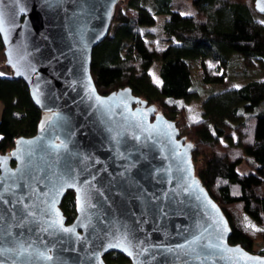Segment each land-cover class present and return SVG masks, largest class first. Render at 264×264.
I'll return each mask as SVG.
<instances>
[{
  "label": "water",
  "instance_id": "1",
  "mask_svg": "<svg viewBox=\"0 0 264 264\" xmlns=\"http://www.w3.org/2000/svg\"><path fill=\"white\" fill-rule=\"evenodd\" d=\"M119 1L0 0L6 20L5 30L0 32L5 67L13 80L27 86L31 102L43 116L33 137L18 138L10 153L0 155V192L10 200L23 198V204L16 206L15 217L10 204L0 203V261L104 264L106 255L118 253L128 259V264H257L248 257H264L229 245L231 228L227 218L194 175V146L181 137L176 122L167 120L153 104L135 97L130 88L107 95L97 92L90 71L92 54L108 36ZM21 7L24 12L19 11ZM262 9L264 0H254V10L264 17ZM53 53L64 55L59 62L49 63L47 58ZM29 63L35 71L27 70ZM134 135L140 137L138 142L132 138ZM111 136L120 143L110 141ZM145 142L150 158L154 157L153 166L163 170L158 176L163 183L144 179L143 168L147 165L137 164L124 171L123 166L139 156L134 153L128 157L126 149ZM61 143L67 148L51 147ZM69 169L76 176V184L61 188L52 206L48 181L56 179L53 173L58 176ZM85 179L93 186L91 200L86 206L82 199L78 208L76 200L81 193L77 190L88 187L82 183ZM133 179L158 197L167 192L184 201L179 206L183 215L169 214L155 223L151 213L141 218L145 207L153 204L132 199L140 191L131 183ZM68 192L74 194L76 212L69 223L60 208ZM24 205L36 215L21 227L19 211ZM49 208L51 211L44 214L43 210ZM130 209H135V215ZM137 219L148 222L136 223ZM214 221L227 225L222 239H218L220 233ZM61 222L74 231H62ZM194 236L198 239L191 247L202 254L199 259L176 247L179 244L187 249L186 241H193ZM117 242L120 247L108 246ZM209 242L219 248L207 247ZM19 244L27 251L18 254ZM40 253L53 259L45 260Z\"/></svg>",
  "mask_w": 264,
  "mask_h": 264
},
{
  "label": "trees",
  "instance_id": "2",
  "mask_svg": "<svg viewBox=\"0 0 264 264\" xmlns=\"http://www.w3.org/2000/svg\"><path fill=\"white\" fill-rule=\"evenodd\" d=\"M171 1L150 0V6L147 0H120L99 46L104 62L121 74L105 78L95 67L92 80L101 95L130 88L176 122L181 137L194 146V175L227 218L229 245L264 257V79L208 96L204 88L224 83L220 68L232 55L248 67L264 60V27H257L254 0H193L195 14L185 21ZM157 15L169 17L164 36L193 50L191 55L196 52L194 57L171 56V44L145 39L142 28L154 26ZM155 62H160V87L149 73ZM8 74L0 77V155L10 153L18 138L33 137L43 117L27 86ZM246 157L255 163L253 170L239 175L236 168ZM61 202L69 223L76 215L74 194L68 192ZM128 263L118 253L104 257V264Z\"/></svg>",
  "mask_w": 264,
  "mask_h": 264
},
{
  "label": "snow or ice",
  "instance_id": "3",
  "mask_svg": "<svg viewBox=\"0 0 264 264\" xmlns=\"http://www.w3.org/2000/svg\"><path fill=\"white\" fill-rule=\"evenodd\" d=\"M264 10V9H262ZM20 12H24L25 9L23 7H21L19 9ZM5 13L0 11V32L5 30ZM262 23H264V21H262ZM37 51H39V49H37ZM64 55V53H60V56ZM60 56L56 55L55 53H53V55L49 58H47L49 60V63H51L52 61H56L59 62L60 60ZM28 71H35V67L33 65H31V63H29L26 66ZM67 71L71 72V69H67ZM5 75L3 72H0V76ZM73 84L75 83V81L72 82ZM74 90V89H73ZM95 99L97 101L100 100L99 96H96ZM37 103H39V101H37ZM110 111V110H109ZM137 127H139V125H137ZM108 131L110 132L111 129H108ZM134 140H136L137 142L140 140L139 136H133L132 137ZM150 138V137H149ZM110 141L114 140L116 141V143H120V140L117 139L116 136H111L109 137ZM51 147L54 150H58L59 148L63 147V148H67V145L64 143H61L59 145L57 144H52ZM147 150V151H145ZM127 151V156L128 157H132L134 153H139V156L134 157L133 162L131 164H125L124 167V171L128 172L131 170V168L136 167L137 164H141V165H147V167L143 168V171L145 173L144 175V179H151L152 181H155L156 183H163V180L159 179L158 176L159 174L163 171L160 168H156L153 166L152 164V159H154V157L150 158L149 152H150V148L149 145L147 144V142H145L143 145H132L130 149H126ZM120 156H124L123 153H119ZM127 158V157H124ZM182 171V169H181ZM121 176L124 175V172L120 173ZM53 176H56L55 180L49 179L48 183L50 184V188H49V192L51 193V205L54 206L55 204V197L57 195L60 194V190L61 188H63L65 185L71 187L73 185L76 184V176L72 175L71 170L69 169L68 172L66 173H61L57 176V174L53 173ZM92 180H95V176H92ZM169 183L171 182V180L168 181ZM84 185H87V188L84 189H78L77 191L81 193V195H79L77 197L76 200V206L79 208L81 205V200L83 199L85 202V205H88V202L91 200V193L93 191V186L91 184V182L88 179L83 180L82 182ZM132 184L136 185L140 191L132 197V199L134 200H140V201H147L148 203L153 204V207L149 208V207H145V209L141 212V218L147 216L149 213L152 214V218H153V223H155L156 219L162 218V217H166L169 214L172 215H183V209L180 208L179 206L182 205L184 203V201L182 200H177L175 198V196H169V194L167 192L163 193L162 197H158L155 195V193H150L148 192V190L146 188H144V186L142 184H140V182L136 179H133L131 181ZM28 184H24L23 187H28ZM17 187H21V185H17ZM96 192H99V189H95ZM185 191H187V189H185ZM101 195H103V193H100ZM47 195V193H46ZM157 200H162L163 203L162 204H155V201ZM0 203H3L5 205H11V209L10 211L12 212V215L15 217L17 215V205H22L23 204V198L22 196H17L14 200H10L8 198L5 197V193L0 192ZM94 207V205H92ZM213 207H215L213 205ZM44 214H47L48 212L51 211V208L43 210ZM130 214L135 215V209H130ZM19 215L21 217V222H20V226L23 227L26 223L29 222V218H34L36 215V212L32 211L31 208L27 205H24L23 210L19 211ZM0 219H3V217H0ZM136 223H147L148 221L146 219H137L135 221ZM62 231H64L65 233H71L74 231V229H70V228H66L63 227L62 222L60 224ZM214 226H215V230L220 233V235L218 236V239H222V233L228 231L227 225L224 222H220V221H214ZM198 238L197 237H193V241L191 242H187L189 244V247L187 249H185L184 245H177L176 247L178 249H181L185 255H191L194 256L195 258L199 259L200 256L202 255L201 253L197 252L195 247H191V244L193 242H195ZM123 240H127V235H123ZM109 247H120V242H117L116 244H112L110 243L108 245ZM207 247H214V248H219V245H213L211 242H209V244L207 245ZM18 249L19 252L18 254H22L23 252L27 251V249H25L23 244H19L18 245ZM15 249H8V251H14ZM168 251H172V249H168ZM239 251V250H238ZM40 255L43 257V259L45 260H52L53 257L47 255L46 253H40ZM207 258V257H205ZM248 259L250 260H255L257 261V264H264V260H260L258 257H248ZM0 264H4L3 261H0ZM13 264H15V261L13 262Z\"/></svg>",
  "mask_w": 264,
  "mask_h": 264
},
{
  "label": "rangeland",
  "instance_id": "4",
  "mask_svg": "<svg viewBox=\"0 0 264 264\" xmlns=\"http://www.w3.org/2000/svg\"><path fill=\"white\" fill-rule=\"evenodd\" d=\"M193 0H172V10L180 13L182 16V19L190 20L193 15L195 14V10L193 7ZM123 3V0H122ZM147 4H150V0H147ZM169 17L165 15H157L155 16V24L154 26L150 27H144L142 28L144 37L147 41H151L154 43H161V44H171L172 47L170 55L171 56H185L191 57L195 56L196 52L192 54L193 50L184 49L182 47H179L177 43L174 40H169L166 36H164L163 28L165 25H168ZM257 21V27L261 31L264 27V17L258 15L256 17ZM109 45H113V42H109ZM104 52L98 45L94 48L93 54H92V64L91 68L97 67L100 71V74L105 77H117L121 74V70H114L111 69L106 62L103 60ZM5 58L2 52H0V72H3L5 75L0 77H9L8 69L5 67L4 64ZM159 65L160 62H155L150 67V77L152 79L153 84L156 87H160L161 85V79L159 78ZM220 75L223 76V82L224 83H214L211 85H206L204 88H206V96L215 94L219 91H224L225 89H236V87H240L241 85L245 84L248 81L251 80H262L264 79V60H257L252 67H248L246 64H244V61L240 58L235 56H230L227 65H224L220 68ZM204 90V89H203ZM204 100V99H201ZM2 103L0 101V117L2 113ZM1 119V118H0ZM181 132V131H180ZM183 133H181V136ZM255 163L252 161L251 157H246L242 164H240L236 168V173L240 174H247L251 170H253L252 166ZM257 248H255L256 250Z\"/></svg>",
  "mask_w": 264,
  "mask_h": 264
}]
</instances>
